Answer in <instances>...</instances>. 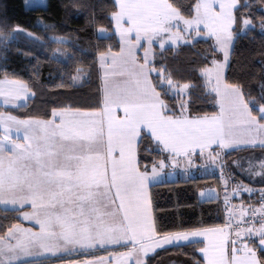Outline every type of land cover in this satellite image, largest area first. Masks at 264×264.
I'll list each match as a JSON object with an SVG mask.
<instances>
[{
    "label": "snow or ice",
    "instance_id": "1",
    "mask_svg": "<svg viewBox=\"0 0 264 264\" xmlns=\"http://www.w3.org/2000/svg\"><path fill=\"white\" fill-rule=\"evenodd\" d=\"M77 7L102 22L95 43L53 49L60 66L38 91V57L18 48L36 63L11 69L10 45L68 37H38L0 6V264H159L169 248L187 264H264V0ZM257 33L259 60L248 55ZM182 49L192 55L180 66ZM198 169L216 181L198 203L207 195V218L223 222L205 225L203 208L195 222H163L154 187Z\"/></svg>",
    "mask_w": 264,
    "mask_h": 264
},
{
    "label": "trees",
    "instance_id": "2",
    "mask_svg": "<svg viewBox=\"0 0 264 264\" xmlns=\"http://www.w3.org/2000/svg\"><path fill=\"white\" fill-rule=\"evenodd\" d=\"M94 2L99 3L100 0H46L44 6L26 8L24 6V0H0V6H7V15L11 23H19L30 31L35 32L38 37L44 39H47L45 37V33H47L49 36H66L69 41L63 45H57L54 42L41 45L33 44L31 41L20 38L19 43L10 45L11 51L8 53V60L6 63L11 69H20L26 66L30 69L31 64H35L36 60L30 62L29 60L21 59L20 56L15 55V52L16 49L20 48L23 51L35 53L41 63V67L39 68V83L36 85V89L40 91L43 86L48 84V80L60 66L56 61L49 60V56L53 49L61 47L62 49L72 52L77 51L75 46L78 45L80 48L90 50L91 45L89 44V40L91 39L92 42L95 43L96 38L92 36V29L94 27H99L102 22L97 20L95 25H90L89 20L93 9L77 7V5H86ZM179 2H184V0H179ZM256 2H259V0H256ZM66 4L72 5V7L68 9L62 7V5ZM257 16H259V13H257ZM37 19H42L45 24L55 23L56 28L45 29L43 27H34ZM260 40V35L258 33L255 34V42L249 46L254 49V51L248 53V55L254 57L256 60H259L261 57ZM108 42L107 40L104 41L106 44ZM243 43L244 41H241V44ZM196 47L202 49L206 47V45L204 41H200ZM77 55H81V53L77 51ZM191 55L192 53L188 49H182L177 54L175 63L183 66ZM90 59V56H84L85 67L87 66L86 62ZM72 67L74 68L75 65L73 64ZM29 74V72L22 73L25 78H27ZM97 83L99 82L97 81ZM90 87L94 90L96 84ZM6 110L11 111L10 108ZM213 110L212 108L200 109V111ZM23 111L24 109H19L17 114ZM33 111H35V109H33ZM236 155L237 153L235 152L230 153L229 159L234 158ZM199 170L200 169L195 170L192 173L194 178H189L187 180L183 178L164 180L163 183L154 187L153 192L157 201L156 207L158 211L163 213V222L171 223L177 216L184 218L186 221L195 222L201 219V208H203V223L205 225L222 223V218L218 220L207 218L208 212L210 211L208 204L213 201L201 199L203 203H198L199 188L216 183L213 175L201 174ZM237 179L243 180L239 175ZM243 181L244 183H249L246 179ZM253 186L260 187L261 185L255 184ZM191 247V245L188 246L189 250ZM154 261H158L159 264H187V257L180 248H169L159 252L154 258Z\"/></svg>",
    "mask_w": 264,
    "mask_h": 264
},
{
    "label": "rangeland",
    "instance_id": "3",
    "mask_svg": "<svg viewBox=\"0 0 264 264\" xmlns=\"http://www.w3.org/2000/svg\"><path fill=\"white\" fill-rule=\"evenodd\" d=\"M46 4V0H24V6L26 7V8H28V7H35V6H44ZM257 151H259V150H257ZM199 172H201V174L202 173H205V172H207V173H211L212 172V169H207V170H203V169H200L199 170ZM173 177V176H172ZM172 177H169V178H172ZM241 177V176H240ZM243 178V177H242ZM243 180H245L244 178H243ZM215 186H216V183H214V184H210V185H207V186H205V187H203V188H205V189H207V188H215ZM207 196V195H206ZM205 196V197H206ZM205 197H202V198H200V199H203V198H205ZM208 197V196H207ZM112 249H109V251H111ZM103 253H100V252H96L95 253V255H97V256H99V255H102ZM35 264H50V262L49 261H42V260H36L35 261Z\"/></svg>",
    "mask_w": 264,
    "mask_h": 264
},
{
    "label": "crops",
    "instance_id": "4",
    "mask_svg": "<svg viewBox=\"0 0 264 264\" xmlns=\"http://www.w3.org/2000/svg\"><path fill=\"white\" fill-rule=\"evenodd\" d=\"M177 177L176 176H173L172 178H169V177H165L164 180H173V179H176ZM253 187H256V186H253ZM258 188V187H257ZM248 194H244V199L247 198ZM203 199H208V197L206 196L205 198ZM38 261L39 260H42V259H37ZM42 261H47V260H42Z\"/></svg>",
    "mask_w": 264,
    "mask_h": 264
},
{
    "label": "built area",
    "instance_id": "5",
    "mask_svg": "<svg viewBox=\"0 0 264 264\" xmlns=\"http://www.w3.org/2000/svg\"><path fill=\"white\" fill-rule=\"evenodd\" d=\"M256 195H259V193H257ZM245 201L247 202L248 201V196L247 198H245ZM236 203H239V201H235ZM222 222H223V219H222Z\"/></svg>",
    "mask_w": 264,
    "mask_h": 264
}]
</instances>
